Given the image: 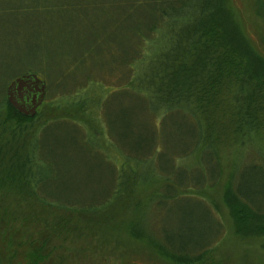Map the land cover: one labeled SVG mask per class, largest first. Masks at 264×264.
<instances>
[{
  "label": "trees",
  "instance_id": "trees-1",
  "mask_svg": "<svg viewBox=\"0 0 264 264\" xmlns=\"http://www.w3.org/2000/svg\"><path fill=\"white\" fill-rule=\"evenodd\" d=\"M40 7L46 8L42 14L18 22L0 20V63L7 71L0 74V79L11 71L12 80L35 73L46 81L47 94L52 90L51 80L59 89L55 101L46 102V94L37 114L30 117L8 101L7 87L12 80L7 82L4 78L0 83V137L5 138L3 147L12 145L9 150L0 148V255L11 259L26 254V243L30 245L26 237L31 230L27 227L33 220L45 225L49 234L56 227H69L64 218L77 222L85 217L91 221L102 219L107 229H115L118 221L110 223L115 219L112 211L106 217L96 210L97 205L112 208L114 204L109 201L87 206L57 205L68 208L63 211L36 200L33 183L39 180V174L35 158L30 150H14L19 144L17 134L28 130H16L14 124L23 127L35 119L46 118L41 116L44 105L62 108L58 116H91L89 125L103 122L111 147L119 149L112 140L113 130L101 114L103 105L110 100L106 87L115 84H105L96 75H89L80 77L73 90L64 92L56 85L64 73L87 62V56L94 55V62L109 55L113 58L114 48L126 60L122 74L128 73L133 113L138 115L133 116L137 123H131L132 134L139 124L137 137L132 141L134 150H113L121 159L120 173L131 167L132 161L137 164L131 175H122L118 184L122 193H128L127 199L130 194L135 199L123 204L122 210L140 212L131 215L133 221L123 231L131 241L171 264H198L221 248L223 240L229 243L228 237L242 242L263 240L264 248V146L260 150L241 149L253 138L264 145V54L245 34L232 1L66 0ZM14 8L8 9L12 13ZM31 27L41 30L44 37L36 36L38 31H28ZM16 69L20 72L15 73ZM84 93L91 96L88 110L81 114ZM144 112L150 116L148 127ZM36 126L33 130L29 126V131L33 132ZM167 127L174 135H182V142L175 144L173 150H164L163 143L157 147L160 150H154L153 134ZM96 130L99 137L101 128ZM2 152L6 154L1 155ZM225 157L231 159L232 166L221 193V202L229 213L222 214L226 220L213 201ZM154 159L156 163L152 165ZM4 160H8L7 168H2ZM143 194L148 196L147 205L139 199ZM191 197L207 203L206 207L196 203L192 212L187 204V209L180 210V220L171 232L161 227L157 216L144 214L146 208L152 211L156 206L160 212L170 201H187ZM38 204L40 207H35ZM46 209L53 212L52 222L47 221L46 215L51 213ZM77 209L82 211L75 212ZM83 210L87 212L82 213ZM213 212L217 220L213 219ZM210 218L211 226L217 223L220 227L212 240L207 237L212 227L198 232V225ZM184 223L185 229L181 227ZM152 229H159L163 236L156 233L157 239ZM47 243L44 239L40 248ZM43 262L38 257L31 264Z\"/></svg>",
  "mask_w": 264,
  "mask_h": 264
},
{
  "label": "rangeland",
  "instance_id": "rangeland-1",
  "mask_svg": "<svg viewBox=\"0 0 264 264\" xmlns=\"http://www.w3.org/2000/svg\"><path fill=\"white\" fill-rule=\"evenodd\" d=\"M63 1L66 0H0V20L7 19L10 22H18V20H23L35 14H42V10L46 8L43 9L40 6L57 5ZM231 1L235 12L239 15L245 34L257 49L264 54V0ZM24 5L34 8L20 9V6ZM9 7H15V12L11 13L9 11L10 9H8ZM25 13L30 14L25 15ZM19 31L22 34L24 33V30L19 29ZM28 31H38L36 36H39V38L44 37L42 31L35 27L29 28ZM123 35L125 36V33ZM114 52L112 54L113 58L109 55L103 60H98L97 58L96 62L93 61L96 58L94 55L87 56V62L83 61L75 68H71L67 73H64L60 76V81L56 85L61 87L60 90L64 92L67 89L73 90L77 86V81L80 77H87L89 75L91 77H95L96 75V77L103 79L105 84H115L106 87L105 91H110V100L103 105L101 114L113 130L111 134L112 140L114 143L116 141L119 149L111 147L109 143L110 136L109 133L107 134L103 122H98V124L91 123L89 125V122L92 121L91 116L78 118L70 115L58 116L62 108L60 110L54 109V107L49 105H44L41 116H45L46 118L35 119V121L27 124L28 126L23 127H17L14 124L16 130L19 131L24 129V127H28V130H23L22 133L17 134L19 144L14 150H30L29 153L33 154L35 158V168L37 169L38 166L37 173L41 181L39 184L40 181L37 179L33 183L38 198L36 200L44 204H49V206H55V208L63 211L68 208L57 207V205L71 203L87 206L96 205L102 201H109L114 204L111 206L112 208L108 207L104 209L102 206L98 207L97 205L96 210H99L100 214L106 217L109 210H111V213L115 215V219L112 222L110 220V223L113 225L118 221L115 229H107L102 219L91 221V219L85 217L80 222H77L76 219L70 221L68 218H64L63 221L69 225L68 228H65L66 231L62 228L60 229L59 226V228L56 227L52 230L50 235L46 232L47 228L45 225L42 227L40 222L35 223L33 220L30 226L28 225L27 227L31 230L29 231L30 235L26 237V240L30 241L29 246L26 243V246L29 247L26 254H23V256L16 255V257L11 259L8 257L4 259L5 256L0 255V264H31L38 257H42L44 261L41 264H171L165 259L159 258L154 252L145 249L143 245L131 241L132 238L126 231H123L124 227L133 221L131 215L140 212H133L126 208L122 210L121 206L123 204L134 201L135 199L132 194L127 199L126 196L128 193H122V188L118 184L122 175H131V171L135 170L137 164L132 161V166L127 169H122L125 172L120 173L121 170L118 168V162H121V159L117 158V153L113 152V150H134L132 141L133 138L135 140L137 137L136 133L139 124L132 134L131 123H135L134 125L137 123V119L133 116L138 117V115L133 113L134 98H132L131 89L127 85L128 73L125 72L122 74V70L127 66L126 60L123 61V54H120L115 48ZM6 72L0 63V74H5ZM17 72H20V69H16L15 73ZM11 74L12 71L6 76H2L0 83L2 84L4 78H6L7 82L12 80L13 75ZM118 74H121L122 77L120 78ZM74 80L75 82H73ZM50 85L52 90L50 93H46L48 95L46 102L55 101L59 93V89L54 87L52 80L50 81ZM119 87H123V89ZM83 96L84 98L80 102L81 114L82 110L83 112L88 110L90 102H88V98L91 94L84 93ZM65 98L67 99L68 97ZM95 101L96 98L94 99ZM142 114L145 119L144 123L148 127L150 124L148 122L150 116L147 112ZM81 118L83 120L88 119L89 121L82 122L79 120ZM38 121H40V124H38ZM29 126L31 130H33L32 127L34 126L36 128L33 132H30ZM98 127L101 128L99 137L98 130H96ZM173 133L174 131L168 127L161 133H158L156 130L155 134H153L152 148H155L154 150H160L157 147L163 143L164 150H173L174 145H179L183 138L182 135H174ZM4 142L5 138L0 137V145H2L0 148L2 150L11 149L12 145L3 147ZM24 145H27V148L23 149ZM261 146H264L261 144V141L253 138L252 143L241 149L260 150ZM5 154V152H2L1 155ZM230 160L228 157L224 158L223 174L217 185L218 189L213 193V201L217 202L221 211L220 215L224 220L226 218L222 214L229 216V213L226 206L221 202V193L232 171ZM155 163L156 161L154 159L152 165H155ZM7 167L8 160H4L2 168ZM139 199L144 202V205L148 204V196L146 194H143ZM200 202L201 207H206L205 204L207 203L194 198L187 201L178 199L174 202H168L166 207L162 204L163 209L160 212L156 210V206L153 207L152 211L146 208L144 214L148 217L152 215L157 216L158 221L161 222V227L171 232L176 221L179 222L180 220V210L187 209L186 205L188 204L192 212H194L197 206L196 203ZM117 205L119 206L118 210L116 209ZM35 207L38 208L40 205L38 204ZM114 207L115 210H113ZM46 211L49 212L48 209ZM71 211H74V209ZM77 211L82 210L77 209L75 212ZM86 212L83 210L82 213ZM49 213L51 214L46 215L47 218L49 217L47 221L52 222L53 212ZM212 216H214L213 219L217 220L214 212ZM210 219V221L202 222L198 225V232L204 231L203 227H212L211 232L208 230V240H212L213 233L216 234V230L218 232L220 230L217 223L214 224V227L211 226L212 218ZM103 225L105 229L102 228ZM184 226H186V223L181 225L183 229H185ZM159 229L158 232H155L153 229L151 232L155 236L157 234L158 236H163ZM44 239L47 240L48 245L40 248ZM228 241L229 243H227V239L223 240L224 243L221 244V248L218 247L198 264H264V248L261 246L263 240L256 242L248 239L242 242L231 240L228 237ZM38 244L39 246L36 247Z\"/></svg>",
  "mask_w": 264,
  "mask_h": 264
},
{
  "label": "water",
  "instance_id": "water-1",
  "mask_svg": "<svg viewBox=\"0 0 264 264\" xmlns=\"http://www.w3.org/2000/svg\"><path fill=\"white\" fill-rule=\"evenodd\" d=\"M47 83L35 73L16 77L7 87L9 103L25 116H35L43 104Z\"/></svg>",
  "mask_w": 264,
  "mask_h": 264
}]
</instances>
